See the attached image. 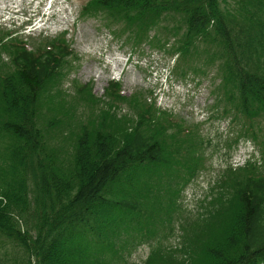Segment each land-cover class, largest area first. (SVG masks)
Masks as SVG:
<instances>
[{
	"label": "trees",
	"instance_id": "16d2710c",
	"mask_svg": "<svg viewBox=\"0 0 264 264\" xmlns=\"http://www.w3.org/2000/svg\"><path fill=\"white\" fill-rule=\"evenodd\" d=\"M100 11L132 26L137 45L172 39L178 61L213 66L235 137L250 139L261 161L225 168L211 207L180 217L179 246L157 238L141 264H264V0H87L80 15ZM4 50L13 69L0 73V264H129L122 251L173 230L171 192L176 199L204 167L202 136L180 137L154 103L119 97L111 80L106 97L132 113L99 109L88 122H65L68 148L48 146L38 118L67 105L57 84L73 50L63 37Z\"/></svg>",
	"mask_w": 264,
	"mask_h": 264
},
{
	"label": "rangeland",
	"instance_id": "374dc122",
	"mask_svg": "<svg viewBox=\"0 0 264 264\" xmlns=\"http://www.w3.org/2000/svg\"><path fill=\"white\" fill-rule=\"evenodd\" d=\"M86 1L0 0V73L13 69L11 55L4 50H10L13 44L34 51L53 38L63 37L73 50V55L62 63L57 84L63 89L67 105L62 110L42 109L38 118L42 139L48 146L68 148L69 137L64 135L62 127L65 122L74 123L79 117L88 122L99 109H110L120 115L132 113L126 103L115 101L114 95L106 97V87L111 80L118 82L119 97L133 101L140 94L147 103H154L155 108L165 114L164 122L179 125L180 137L196 130L202 136L204 167L184 185L181 182L176 199V191L171 192L177 211L171 223H167L173 225V230L164 226L163 231L158 230L156 238L149 237L127 252L122 251L127 263L141 264L157 238L164 246H179L184 235L180 227L185 224L180 217L203 214L211 207L210 200L216 192L214 186L225 168L235 169L248 160L261 161L250 139L235 137V119L223 111V105H229L222 97L218 98L219 78L213 66L192 57L178 61V55L168 51L172 39L164 48L149 43L137 45L128 38L132 26L120 18L106 11L81 16V7ZM86 94L97 100L98 105L85 102L82 96ZM177 187L178 184L175 189ZM152 223L150 231L156 228Z\"/></svg>",
	"mask_w": 264,
	"mask_h": 264
}]
</instances>
